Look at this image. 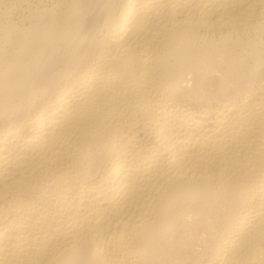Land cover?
Instances as JSON below:
<instances>
[{
    "label": "bare ground",
    "instance_id": "6f19581e",
    "mask_svg": "<svg viewBox=\"0 0 264 264\" xmlns=\"http://www.w3.org/2000/svg\"><path fill=\"white\" fill-rule=\"evenodd\" d=\"M0 264H264V0H0Z\"/></svg>",
    "mask_w": 264,
    "mask_h": 264
}]
</instances>
